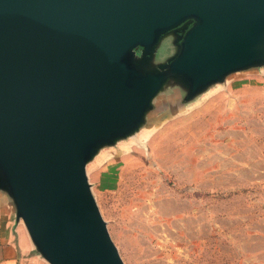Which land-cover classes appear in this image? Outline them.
Returning a JSON list of instances; mask_svg holds the SVG:
<instances>
[{
    "label": "water",
    "instance_id": "obj_1",
    "mask_svg": "<svg viewBox=\"0 0 264 264\" xmlns=\"http://www.w3.org/2000/svg\"><path fill=\"white\" fill-rule=\"evenodd\" d=\"M260 65L264 0H0V191L39 252L125 264L89 161L145 125L169 85L190 101Z\"/></svg>",
    "mask_w": 264,
    "mask_h": 264
},
{
    "label": "rangeland",
    "instance_id": "obj_2",
    "mask_svg": "<svg viewBox=\"0 0 264 264\" xmlns=\"http://www.w3.org/2000/svg\"><path fill=\"white\" fill-rule=\"evenodd\" d=\"M175 51L170 36L157 60ZM185 96L166 87L89 161L112 239L125 264H264V65Z\"/></svg>",
    "mask_w": 264,
    "mask_h": 264
},
{
    "label": "crops",
    "instance_id": "obj_3",
    "mask_svg": "<svg viewBox=\"0 0 264 264\" xmlns=\"http://www.w3.org/2000/svg\"><path fill=\"white\" fill-rule=\"evenodd\" d=\"M0 264H51L37 249L12 199L0 191Z\"/></svg>",
    "mask_w": 264,
    "mask_h": 264
}]
</instances>
